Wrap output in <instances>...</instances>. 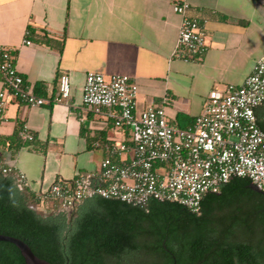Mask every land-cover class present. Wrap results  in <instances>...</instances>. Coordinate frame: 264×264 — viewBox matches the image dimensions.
I'll return each mask as SVG.
<instances>
[{
    "label": "crops",
    "instance_id": "1",
    "mask_svg": "<svg viewBox=\"0 0 264 264\" xmlns=\"http://www.w3.org/2000/svg\"><path fill=\"white\" fill-rule=\"evenodd\" d=\"M183 1L204 25L206 51L196 63L174 56L180 17L172 6ZM0 46L40 98H55L59 77L69 78L68 100L30 108L9 99L0 114V170L23 174L34 196L57 179L98 173L105 146L129 140L105 114L84 108L87 73L128 76L138 88L137 113L161 106L185 129L211 91L241 86L264 57V0H0ZM255 114L264 124V108ZM23 128L31 141L20 138Z\"/></svg>",
    "mask_w": 264,
    "mask_h": 264
},
{
    "label": "built area",
    "instance_id": "2",
    "mask_svg": "<svg viewBox=\"0 0 264 264\" xmlns=\"http://www.w3.org/2000/svg\"><path fill=\"white\" fill-rule=\"evenodd\" d=\"M172 11L180 17L174 56L196 63L206 51L204 25L189 15L186 1L174 3ZM0 76L6 89L0 93V114L9 99L37 108L70 97L66 74L59 77L55 98L36 96L17 71L10 51L2 46ZM137 94V85L126 75L86 74L84 108L105 114L114 127L129 132V140L105 146L107 156L98 173L78 174L70 181L57 179L46 191L35 194L36 203L51 204L50 212H71L94 198L142 210L157 201L176 203L198 214L203 197L219 193L233 179H247L264 192V131L255 114L257 108H264V57L241 86L211 91L201 114L185 129L171 125L161 106L149 105L137 113ZM168 101L164 98L163 103ZM19 136L25 141L33 139L26 128ZM1 173H13L17 187L29 190L23 174L10 168ZM40 205L34 207L40 210Z\"/></svg>",
    "mask_w": 264,
    "mask_h": 264
},
{
    "label": "trees",
    "instance_id": "3",
    "mask_svg": "<svg viewBox=\"0 0 264 264\" xmlns=\"http://www.w3.org/2000/svg\"><path fill=\"white\" fill-rule=\"evenodd\" d=\"M258 126L264 131V124ZM18 132L11 144L19 141ZM250 184L233 179L205 195L198 214L176 203L151 201L142 210L94 198L71 212L42 216L33 208L40 205L35 195L0 170V235L23 241L49 264H264V237L257 243L227 237L251 217L237 213L243 199L264 210V196ZM40 209L49 210L45 204ZM0 264L25 263L14 245L0 242Z\"/></svg>",
    "mask_w": 264,
    "mask_h": 264
},
{
    "label": "flooded vegetation",
    "instance_id": "4",
    "mask_svg": "<svg viewBox=\"0 0 264 264\" xmlns=\"http://www.w3.org/2000/svg\"><path fill=\"white\" fill-rule=\"evenodd\" d=\"M245 203V199L242 200V205L237 211L240 217L243 219L246 211L250 212L251 217L243 223L239 228H236L227 237L232 241L237 242H249L257 243L262 237H264V228L260 227L262 217H264V210L260 209L256 204ZM245 210V211H244ZM251 224V225H250Z\"/></svg>",
    "mask_w": 264,
    "mask_h": 264
},
{
    "label": "water",
    "instance_id": "5",
    "mask_svg": "<svg viewBox=\"0 0 264 264\" xmlns=\"http://www.w3.org/2000/svg\"><path fill=\"white\" fill-rule=\"evenodd\" d=\"M248 188L252 190L253 192H256L264 196V192H261L255 185L250 184ZM0 242H7V243L14 245L20 252V255L25 264H49L47 261L42 260L38 258L37 256H35L30 250V248L28 247V245H26L23 241L17 238L0 235Z\"/></svg>",
    "mask_w": 264,
    "mask_h": 264
},
{
    "label": "rangeland",
    "instance_id": "6",
    "mask_svg": "<svg viewBox=\"0 0 264 264\" xmlns=\"http://www.w3.org/2000/svg\"><path fill=\"white\" fill-rule=\"evenodd\" d=\"M49 206L51 207V204L50 205H46V207H47V209L49 208ZM33 208H34V206H33ZM37 212L40 214V215H42V216H45V215H47V214H51L52 212H50L49 210H43V209H40V210H37Z\"/></svg>",
    "mask_w": 264,
    "mask_h": 264
}]
</instances>
